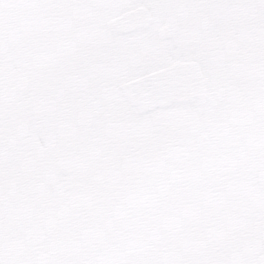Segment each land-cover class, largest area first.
Here are the masks:
<instances>
[{
    "label": "rangeland",
    "instance_id": "1",
    "mask_svg": "<svg viewBox=\"0 0 264 264\" xmlns=\"http://www.w3.org/2000/svg\"><path fill=\"white\" fill-rule=\"evenodd\" d=\"M22 2L12 8L0 0L10 21L0 28V213L6 256L19 255L17 237L35 219L46 231L33 235L32 247L51 257L57 244L92 247L87 238L75 240L68 225L81 205L91 206L94 182L107 181L106 197L122 188L134 192L127 198H142V186L164 187L173 161L182 165L176 178L186 183L199 173L193 157L220 152L194 143L218 127L230 133L227 117L242 113L240 94L258 102L264 0H250L251 6L244 0ZM140 5L153 17L146 28L108 30V19ZM164 25L171 30L167 39L158 36ZM176 59L203 67L206 98L140 114L119 84ZM248 143L255 147L251 131ZM239 188L247 190L245 175Z\"/></svg>",
    "mask_w": 264,
    "mask_h": 264
},
{
    "label": "snow or ice",
    "instance_id": "2",
    "mask_svg": "<svg viewBox=\"0 0 264 264\" xmlns=\"http://www.w3.org/2000/svg\"><path fill=\"white\" fill-rule=\"evenodd\" d=\"M244 3L251 6L250 0ZM10 6L24 4L10 0ZM6 22L0 5V28ZM257 54L264 62V46ZM255 83L258 102L240 94L242 113L227 117L230 133L218 127L208 135L209 144L220 152H210L211 159H191L199 169L194 179L180 182L176 177L182 165L173 161L164 187L158 191L155 185L142 186V198H127L134 192L122 188H114L119 195L109 198L104 194L107 181L94 182L91 206L81 205L68 225L75 240L87 238L92 247L57 244L51 257L32 247L33 235L46 231L35 219L31 231L17 237L22 244L19 255L6 256L9 239L0 213V264H264V70ZM250 131L254 148L248 143ZM239 175L247 179L246 191L239 188ZM128 186L137 188L134 179ZM57 212L63 219V209Z\"/></svg>",
    "mask_w": 264,
    "mask_h": 264
},
{
    "label": "water",
    "instance_id": "3",
    "mask_svg": "<svg viewBox=\"0 0 264 264\" xmlns=\"http://www.w3.org/2000/svg\"><path fill=\"white\" fill-rule=\"evenodd\" d=\"M152 22L150 11L139 6L107 20L106 27L114 34H123L147 27ZM161 39L171 36L167 25L158 31ZM124 97L144 114L155 108H165L172 102H185L192 97L202 98L206 92V81L196 61H175L169 66L130 79L120 85ZM206 134L195 140L197 149L209 147Z\"/></svg>",
    "mask_w": 264,
    "mask_h": 264
},
{
    "label": "flooded vegetation",
    "instance_id": "4",
    "mask_svg": "<svg viewBox=\"0 0 264 264\" xmlns=\"http://www.w3.org/2000/svg\"><path fill=\"white\" fill-rule=\"evenodd\" d=\"M140 6H143V5H140ZM138 7V6H137ZM135 8V7H134ZM139 31V30H138ZM197 61V60H180V59H176V60H174V61H172L171 63H169V64H167V65H165V66H163V67H166V66H168V65H170V64H172L173 62H175V61ZM198 62V61H197ZM198 64H199V62H198ZM199 66H200V68H201V65L199 64ZM163 67H160V68H158V69H161V68H163ZM158 69H155V70H158ZM155 70H152V71H155ZM201 70H202V68H201ZM152 71H150V72H152ZM202 72H203V70H202ZM149 73V72H148ZM146 74V73H145ZM204 74V73H203ZM144 75V74H143ZM141 76V75H140ZM138 77V76H137ZM135 78V77H134ZM130 79H132V78H130ZM129 80V79H128ZM126 81V80H125ZM124 82V81H123ZM123 82H121V83H123ZM120 83V84H121ZM120 84H119V86H120ZM206 94H207V91L205 92V94L203 95V97L202 98H197V97H192L189 101H187V102H190V101H192V100H201V99H205L206 98ZM210 101H212L211 99H210ZM187 102H178V101H175V102H173V103H180V104H183V103H187ZM136 108V107H135ZM165 108H167V107H165ZM165 108H162V109H165Z\"/></svg>",
    "mask_w": 264,
    "mask_h": 264
}]
</instances>
